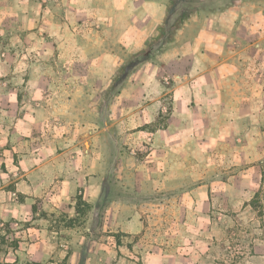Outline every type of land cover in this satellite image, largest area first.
<instances>
[{"label": "rangeland", "instance_id": "1", "mask_svg": "<svg viewBox=\"0 0 264 264\" xmlns=\"http://www.w3.org/2000/svg\"><path fill=\"white\" fill-rule=\"evenodd\" d=\"M182 2L172 0L168 6L162 25L168 38L172 37L173 26L182 19ZM107 5V0H0V133H5V145H0V186L4 183V189L12 196L16 194L13 180L18 178V170L14 173L7 164L17 166L26 157L27 162L48 164L47 178L38 185L46 195L56 183L53 172L58 171V162L65 159L98 162V130H112L105 140L110 183L106 198L94 205L85 201L89 208L80 205L76 214L77 198L83 196V190L79 189L72 217L64 213L28 214L21 227L44 226L66 238L59 232L73 221L75 238L85 242L82 256L94 249V245L90 248L91 243L101 239L161 243L173 234L182 237L185 231L202 240V250L208 258L215 252L226 257L230 251L226 249L228 242L252 241L259 228L262 237L264 105L251 107L248 134L182 138V100L174 99L176 79L170 66L165 67L149 89L142 91L143 95L136 88L126 90L134 69L113 91L109 87L96 89L93 80L98 71L96 57L92 56L103 45L100 38L108 35L110 22L119 17L117 11H121L113 2V6ZM159 53L155 48L151 58L144 62L152 61ZM78 79L87 88L78 87ZM19 113L27 124L23 152L17 146L9 148L14 145L11 133ZM135 117L142 121L138 123ZM153 117L154 120L148 121ZM163 128L174 130L175 136L168 137L164 153L153 155L151 134ZM98 171L94 169L95 175ZM161 177L188 178L191 180L186 185L188 189L202 187L208 193L202 205L204 215L182 218V226L177 225L180 218L175 204L180 199L190 204V200L195 202L197 198L185 196L184 192L177 196L180 186L172 183L164 186L168 191L165 197L160 196L157 194L160 186L146 182ZM27 181V191L34 193L29 177ZM125 197L133 199L145 213L156 216L146 218L144 231L136 236L112 233L103 227L110 203ZM154 198H164L168 205L173 203L172 207H158L159 211L154 213L147 211L154 208ZM160 202L162 205L163 201ZM213 241L219 247L212 250ZM16 242L13 229L0 224V251L5 250L3 246L15 248Z\"/></svg>", "mask_w": 264, "mask_h": 264}, {"label": "crops", "instance_id": "2", "mask_svg": "<svg viewBox=\"0 0 264 264\" xmlns=\"http://www.w3.org/2000/svg\"><path fill=\"white\" fill-rule=\"evenodd\" d=\"M171 1L107 0V8L113 6V2L121 11H117L119 17L110 22L108 35L100 38L103 45L92 56L96 57L98 71L93 80L96 89L110 87L113 76L128 58L159 39ZM182 7V27L155 59L134 69L126 90L136 88L143 95L142 91L149 89L165 67L170 66L176 79L174 99L182 100V138L248 134L251 130V107L264 105V0H183ZM76 82L78 87L87 88L79 79ZM135 119L138 123L142 121ZM26 127V119L19 113L17 125L11 133L14 145L9 148L16 149L14 147L17 146L19 152L21 149L25 151ZM98 132L99 161L61 160L57 163L58 171L53 172L56 183L51 185L46 195L38 185L47 178L48 164L27 162L26 157L17 166L7 164L14 173L15 169L18 170V178L13 180L16 182V194L13 196L4 189L6 184L0 186V224H8L13 229L17 245L13 249L3 246L5 250L0 251V264H62L64 261L65 264H264V229L261 237L260 228L252 241L228 242L226 249L230 251L226 257L215 252L208 258L202 250V240L185 231L182 237L173 234L161 243L101 239L91 243L90 248L94 245V249L82 256L81 248L85 242L75 238V226L60 230L59 233L66 238L58 237L57 232L44 226L21 227V221H25L28 214L64 213L72 217L79 189L83 190L82 199L89 204L94 205L106 198V187L110 183L105 140L107 135H112V130L100 128ZM4 134L0 133L1 146L5 145ZM174 134L170 128L152 133L153 155L164 153L168 137ZM95 168L99 170L97 175ZM28 177L34 193L27 191ZM190 181L182 177H161L157 181L146 182L150 186H160L157 194L163 197L168 193L164 186L172 183L180 186L176 190L177 196L184 192L185 196L197 198L195 202L190 200V204L182 199L175 204L180 219L174 223L180 227L182 218L204 215L202 205L208 193H204L202 187L188 189L186 185ZM117 183L118 180L115 181ZM182 185L185 186L183 191ZM154 189L150 188V191L154 192ZM119 201L110 203L104 213L103 227L112 233L139 235L145 229L146 218L156 217L145 213L131 198ZM160 201H163L162 205ZM170 203L168 205L164 198H154V208L147 211L154 213L159 211L158 207L170 209L173 204ZM69 235L71 237L67 238ZM210 245L212 250L219 247L216 241Z\"/></svg>", "mask_w": 264, "mask_h": 264}, {"label": "trees", "instance_id": "3", "mask_svg": "<svg viewBox=\"0 0 264 264\" xmlns=\"http://www.w3.org/2000/svg\"><path fill=\"white\" fill-rule=\"evenodd\" d=\"M166 21V20H165ZM164 21V22H165ZM182 23V19L180 18L176 24L172 28V37L168 38L164 27L161 30L160 37L157 41L148 44V46L138 52L137 54L133 55L129 60H127L115 73L112 79V83L109 87L110 91L116 89L119 83L126 77V75L133 69H135L139 64L147 61L153 55L155 48H158L160 52H162L167 44L173 39L174 35L180 29V25ZM82 205L86 208H89V204H87L81 197L77 198V205H76V214H78L79 206ZM73 222V221H72ZM70 223L67 227H74L73 223ZM65 264V261L62 263Z\"/></svg>", "mask_w": 264, "mask_h": 264}]
</instances>
